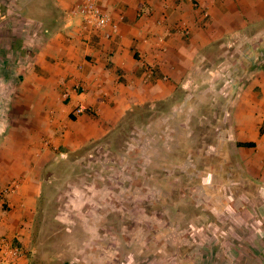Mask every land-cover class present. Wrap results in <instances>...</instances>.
<instances>
[{
	"label": "rangeland",
	"instance_id": "1",
	"mask_svg": "<svg viewBox=\"0 0 264 264\" xmlns=\"http://www.w3.org/2000/svg\"><path fill=\"white\" fill-rule=\"evenodd\" d=\"M255 29L208 47L172 96L52 166L28 227L37 264H264V182L232 114L248 92L264 100L250 80L264 73ZM253 117L264 124V105Z\"/></svg>",
	"mask_w": 264,
	"mask_h": 264
},
{
	"label": "crops",
	"instance_id": "2",
	"mask_svg": "<svg viewBox=\"0 0 264 264\" xmlns=\"http://www.w3.org/2000/svg\"><path fill=\"white\" fill-rule=\"evenodd\" d=\"M78 1L0 0V187L17 183L0 190V237L20 251L0 264H37L29 222L60 158L107 140L133 106L172 96L208 47L253 26L250 43L264 36V0H97L116 25L108 37L81 30ZM250 80L264 85V73ZM76 81L82 93L64 101ZM77 99L90 111L71 114ZM261 105L248 92L232 114L238 138L255 143L249 173L264 182Z\"/></svg>",
	"mask_w": 264,
	"mask_h": 264
},
{
	"label": "built area",
	"instance_id": "3",
	"mask_svg": "<svg viewBox=\"0 0 264 264\" xmlns=\"http://www.w3.org/2000/svg\"><path fill=\"white\" fill-rule=\"evenodd\" d=\"M76 12L80 15L79 26L81 30L87 33L102 32L105 37L109 36L107 27L115 29L116 25L110 22L108 15L101 8L97 0H79L76 5ZM147 72H151L147 69ZM83 91V85L79 81H76L74 85L64 89L61 93V97L64 101H71L74 95H80ZM90 111V107L82 103L80 99H77L72 108L71 114L79 115L81 113ZM16 182H10L8 185L0 187L3 194H8L14 191L16 188ZM20 251L16 244L7 240L4 237H0V258L4 262H11L17 258Z\"/></svg>",
	"mask_w": 264,
	"mask_h": 264
},
{
	"label": "trees",
	"instance_id": "4",
	"mask_svg": "<svg viewBox=\"0 0 264 264\" xmlns=\"http://www.w3.org/2000/svg\"><path fill=\"white\" fill-rule=\"evenodd\" d=\"M262 127H264V124L260 127L259 131H262ZM238 147H246V148H251L255 146V143L252 141H242V142H237Z\"/></svg>",
	"mask_w": 264,
	"mask_h": 264
}]
</instances>
